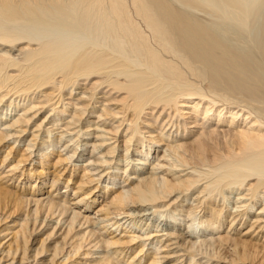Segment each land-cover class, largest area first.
I'll use <instances>...</instances> for the list:
<instances>
[{
  "label": "bare ground",
  "instance_id": "obj_1",
  "mask_svg": "<svg viewBox=\"0 0 264 264\" xmlns=\"http://www.w3.org/2000/svg\"><path fill=\"white\" fill-rule=\"evenodd\" d=\"M0 264H264V0H0Z\"/></svg>",
  "mask_w": 264,
  "mask_h": 264
},
{
  "label": "rangeland",
  "instance_id": "obj_2",
  "mask_svg": "<svg viewBox=\"0 0 264 264\" xmlns=\"http://www.w3.org/2000/svg\"><path fill=\"white\" fill-rule=\"evenodd\" d=\"M12 218H14V217H12Z\"/></svg>",
  "mask_w": 264,
  "mask_h": 264
}]
</instances>
